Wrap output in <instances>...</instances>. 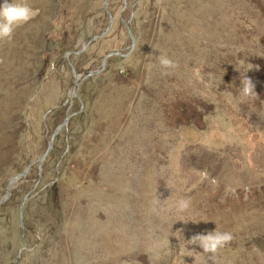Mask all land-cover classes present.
<instances>
[{"label": "rangeland", "instance_id": "rangeland-1", "mask_svg": "<svg viewBox=\"0 0 264 264\" xmlns=\"http://www.w3.org/2000/svg\"><path fill=\"white\" fill-rule=\"evenodd\" d=\"M105 1L27 0L0 40V198L29 166L0 264H264V0H107L103 33ZM106 55L72 99L68 59ZM213 230L214 254L189 240Z\"/></svg>", "mask_w": 264, "mask_h": 264}, {"label": "clouds", "instance_id": "clouds-1", "mask_svg": "<svg viewBox=\"0 0 264 264\" xmlns=\"http://www.w3.org/2000/svg\"><path fill=\"white\" fill-rule=\"evenodd\" d=\"M34 15V10L27 3V0H0V40L11 39L17 26L29 21ZM160 65L165 69L175 66L174 62L165 55L158 57ZM242 94H252L254 85L247 78L242 80ZM178 210L183 211L189 206V201L180 199ZM191 243L200 242V248L204 252L215 253L218 248L223 247L232 240L230 232H218L216 230L205 233H196L189 239Z\"/></svg>", "mask_w": 264, "mask_h": 264}, {"label": "water", "instance_id": "water-1", "mask_svg": "<svg viewBox=\"0 0 264 264\" xmlns=\"http://www.w3.org/2000/svg\"><path fill=\"white\" fill-rule=\"evenodd\" d=\"M104 9H105V11L109 12L108 11V8H107V0L105 1ZM109 14H110V16H109V18H110L109 19V24H108L107 28L104 30L103 33H105L110 28V26H111V24L113 22L112 21V15H111L110 12H109ZM100 35H97V36H100ZM132 37H133V35H132ZM94 39L95 38H92L91 40H94ZM134 43H135V41H134ZM74 52L80 53V52H82V49L81 50L74 51ZM68 54H69V52H67L65 54V56H68ZM112 54H121L122 55V52H120L119 50H115L114 52H112ZM126 54H124V55H126ZM107 59H108V55L104 56L103 62L101 64L100 68H97V69H92V68L87 69V70L84 71V73L82 74L81 77L76 72V68L73 66V64L71 63V61L68 59L69 63L71 64V67L73 68V71L75 72L74 80L72 82V91H71L73 93L70 96L72 99L74 98V96H77L76 89H77V86L81 83V81L83 79L87 78L88 76H92L93 74H96V73L100 72L101 69L105 67V64L107 62ZM81 110H82V107H81ZM79 112H81V111H79ZM67 124H68V115L65 117V119L63 121V125H60L59 127L66 126ZM59 127H56L55 130L53 131V134H52L51 138L49 139L48 147H47L45 153L39 158V176H41V172H42V169H43V163H44V161L46 159V156L51 151V149L53 148V144H54L55 137H56V135L59 132ZM28 171H29V166H27L23 171L17 173L15 176H13L12 178H10L9 185L7 186V189H6L7 196H2L0 198V205L10 195V193L13 192V186H12V184H16L21 179H23L24 176L27 175ZM26 200H28V196H26V197L23 198V200L21 201V205H20V220L22 222L23 227H25V228H27V227H26V225H25V223L23 221V211H24V204H25V201ZM14 264H21V257H20V255L17 256L16 262Z\"/></svg>", "mask_w": 264, "mask_h": 264}, {"label": "flooded vegetation", "instance_id": "flooded-vegetation-1", "mask_svg": "<svg viewBox=\"0 0 264 264\" xmlns=\"http://www.w3.org/2000/svg\"><path fill=\"white\" fill-rule=\"evenodd\" d=\"M56 109H57V108H56ZM49 112H51V111H49ZM49 112H48V113H49ZM48 113H47V114H48ZM45 160H46V159H45ZM44 162H45V161H44Z\"/></svg>", "mask_w": 264, "mask_h": 264}, {"label": "bare ground", "instance_id": "bare-ground-1", "mask_svg": "<svg viewBox=\"0 0 264 264\" xmlns=\"http://www.w3.org/2000/svg\"><path fill=\"white\" fill-rule=\"evenodd\" d=\"M62 127H59V130L61 129Z\"/></svg>", "mask_w": 264, "mask_h": 264}]
</instances>
